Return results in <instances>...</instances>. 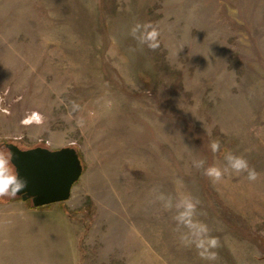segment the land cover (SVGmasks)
<instances>
[{
    "label": "rangeland",
    "instance_id": "374dc122",
    "mask_svg": "<svg viewBox=\"0 0 264 264\" xmlns=\"http://www.w3.org/2000/svg\"><path fill=\"white\" fill-rule=\"evenodd\" d=\"M9 143L85 170L66 202L0 197V264H264V0H0ZM228 153L258 178L213 182Z\"/></svg>",
    "mask_w": 264,
    "mask_h": 264
},
{
    "label": "water",
    "instance_id": "95a60500",
    "mask_svg": "<svg viewBox=\"0 0 264 264\" xmlns=\"http://www.w3.org/2000/svg\"><path fill=\"white\" fill-rule=\"evenodd\" d=\"M6 148L18 179L26 185L17 197L31 201L35 208L68 201L84 174L83 161L75 148L24 150L13 143Z\"/></svg>",
    "mask_w": 264,
    "mask_h": 264
},
{
    "label": "clouds",
    "instance_id": "9594fccd",
    "mask_svg": "<svg viewBox=\"0 0 264 264\" xmlns=\"http://www.w3.org/2000/svg\"><path fill=\"white\" fill-rule=\"evenodd\" d=\"M133 33L136 32V28H133ZM153 36L156 34L153 33ZM220 144L219 141H213L211 143V149L213 153L219 151ZM11 153L0 150V197H9L16 198L17 194L26 186L22 183L17 176V173L13 170V166L10 164ZM227 161V166L224 169H221L218 166H211L206 169L205 174L209 176L213 182H218L222 179L225 172H228L231 169L233 172L239 174L241 172H247V178L250 181H255L258 178V173L249 168L247 160L243 157L235 156L231 153H228L225 156ZM197 167L203 166V161H200L196 164ZM186 208L192 214L195 213L196 203L189 202L186 205ZM203 231V230H202ZM211 246L216 245V241H210ZM200 255L204 259H215V255L208 253L207 250L201 251Z\"/></svg>",
    "mask_w": 264,
    "mask_h": 264
},
{
    "label": "trees",
    "instance_id": "16d2710c",
    "mask_svg": "<svg viewBox=\"0 0 264 264\" xmlns=\"http://www.w3.org/2000/svg\"><path fill=\"white\" fill-rule=\"evenodd\" d=\"M80 154V153H79ZM80 157H81V159H82V156H81V154H80ZM84 170H85V168H84Z\"/></svg>",
    "mask_w": 264,
    "mask_h": 264
}]
</instances>
